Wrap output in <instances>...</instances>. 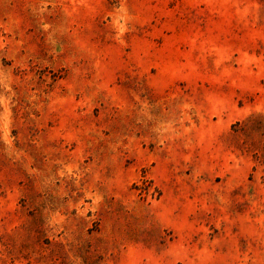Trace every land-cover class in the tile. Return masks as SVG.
Listing matches in <instances>:
<instances>
[{
  "label": "rangeland",
  "instance_id": "obj_1",
  "mask_svg": "<svg viewBox=\"0 0 264 264\" xmlns=\"http://www.w3.org/2000/svg\"><path fill=\"white\" fill-rule=\"evenodd\" d=\"M0 264H264V0H0Z\"/></svg>",
  "mask_w": 264,
  "mask_h": 264
}]
</instances>
